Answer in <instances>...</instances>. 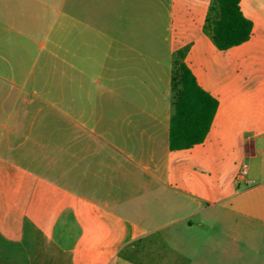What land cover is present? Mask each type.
I'll return each instance as SVG.
<instances>
[{
  "label": "crops",
  "instance_id": "0c3cea01",
  "mask_svg": "<svg viewBox=\"0 0 264 264\" xmlns=\"http://www.w3.org/2000/svg\"><path fill=\"white\" fill-rule=\"evenodd\" d=\"M211 4L0 0V188L28 210L0 228V264H201L264 240L244 232L264 229V21L219 51ZM183 48L218 104L201 143L170 150Z\"/></svg>",
  "mask_w": 264,
  "mask_h": 264
},
{
  "label": "trees",
  "instance_id": "16d2710c",
  "mask_svg": "<svg viewBox=\"0 0 264 264\" xmlns=\"http://www.w3.org/2000/svg\"><path fill=\"white\" fill-rule=\"evenodd\" d=\"M240 0H213L203 25L213 45L224 51L247 41L252 22L240 9ZM186 48L173 58L171 75L172 114L169 122L170 150L186 149L201 143L217 109V99L203 90L183 62Z\"/></svg>",
  "mask_w": 264,
  "mask_h": 264
},
{
  "label": "rangeland",
  "instance_id": "374dc122",
  "mask_svg": "<svg viewBox=\"0 0 264 264\" xmlns=\"http://www.w3.org/2000/svg\"><path fill=\"white\" fill-rule=\"evenodd\" d=\"M241 10L245 17L254 19L259 25L264 21V0H244ZM205 34L208 35L206 32ZM215 54L217 63L213 64L214 72L212 77L215 81H219L218 51ZM227 56L228 60H230L231 55ZM230 74L231 71L228 70V75ZM241 166L242 163L239 164V167ZM13 196L16 197L17 194H13L7 186L3 185L0 188V228L9 236L16 235L23 214L28 212L27 209L7 207L8 204H11L10 200H13ZM244 232L250 235L253 233L262 235L264 229L262 227L252 228L251 226H245ZM255 250L257 252H254ZM195 258L201 264H264V240L259 239L255 244L250 238L245 240L242 243V252H195Z\"/></svg>",
  "mask_w": 264,
  "mask_h": 264
},
{
  "label": "built area",
  "instance_id": "2783aa9c",
  "mask_svg": "<svg viewBox=\"0 0 264 264\" xmlns=\"http://www.w3.org/2000/svg\"><path fill=\"white\" fill-rule=\"evenodd\" d=\"M244 174H245V169L242 168L241 171L239 172V176H242V175H244Z\"/></svg>",
  "mask_w": 264,
  "mask_h": 264
}]
</instances>
